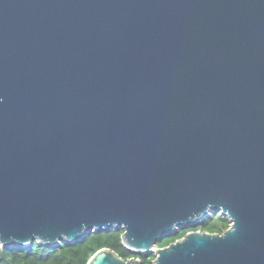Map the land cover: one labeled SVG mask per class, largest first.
Segmentation results:
<instances>
[{
  "label": "water",
  "instance_id": "95a60500",
  "mask_svg": "<svg viewBox=\"0 0 264 264\" xmlns=\"http://www.w3.org/2000/svg\"><path fill=\"white\" fill-rule=\"evenodd\" d=\"M120 228L153 264H264V0H0V246Z\"/></svg>",
  "mask_w": 264,
  "mask_h": 264
},
{
  "label": "trees",
  "instance_id": "16d2710c",
  "mask_svg": "<svg viewBox=\"0 0 264 264\" xmlns=\"http://www.w3.org/2000/svg\"><path fill=\"white\" fill-rule=\"evenodd\" d=\"M231 225L230 220L221 212H210L203 220L194 226L180 227L178 231L165 236L157 247L162 248L181 239L189 231H202L220 234ZM124 230L111 229L108 232L86 233L75 244L61 242L57 247L40 245L37 241L28 247L0 246V264H87L98 251L107 248L116 252L124 260L138 258L142 264H153L154 253L137 254L127 249L122 240Z\"/></svg>",
  "mask_w": 264,
  "mask_h": 264
}]
</instances>
